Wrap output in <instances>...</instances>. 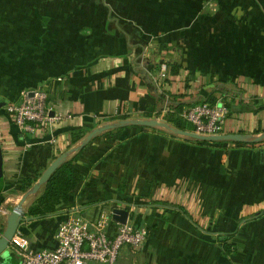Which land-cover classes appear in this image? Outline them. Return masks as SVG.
Returning a JSON list of instances; mask_svg holds the SVG:
<instances>
[{
	"label": "crops",
	"instance_id": "1",
	"mask_svg": "<svg viewBox=\"0 0 264 264\" xmlns=\"http://www.w3.org/2000/svg\"><path fill=\"white\" fill-rule=\"evenodd\" d=\"M260 4L170 0L164 8L152 2L151 10L171 13L149 14L146 23L158 26L157 38L147 37L141 51L130 43L122 48L119 32L111 46L101 33L59 34L55 26L38 36L32 56L1 50L0 237L26 195L23 181L39 180L68 152L72 132L90 133L121 117L166 122L163 111L175 98L186 104L184 111L215 101L229 111L224 134L243 142H202L139 126L103 134L75 163L82 179L69 202L53 216L23 223L14 242L54 250L59 225L70 217L109 218L113 235L114 211L122 209L148 237L140 249L123 247L118 264H264V16L242 12ZM202 8L214 9L213 16ZM157 39L165 47L159 56ZM161 64L180 66V74L158 85ZM37 89L62 118L26 134L7 107ZM226 246L235 252L225 255ZM0 264H21L13 245Z\"/></svg>",
	"mask_w": 264,
	"mask_h": 264
},
{
	"label": "built area",
	"instance_id": "2",
	"mask_svg": "<svg viewBox=\"0 0 264 264\" xmlns=\"http://www.w3.org/2000/svg\"><path fill=\"white\" fill-rule=\"evenodd\" d=\"M170 77V67L162 64L158 85ZM169 111L167 107L163 113ZM7 112L13 115L18 129L26 134H34L45 126L51 128L62 118L54 114L48 105V94L41 89L24 93L22 102L9 105ZM228 113L225 105L204 103L185 110L182 118L199 135L218 136L224 134ZM112 222L106 217L93 220L70 217L59 225L58 245L54 250L22 249L14 242L16 236H21L19 231L12 245L18 247L16 252L21 264H118L121 249L125 246L140 249L147 240L148 230L134 228L127 220L124 224L117 223L112 235L108 231Z\"/></svg>",
	"mask_w": 264,
	"mask_h": 264
},
{
	"label": "rangeland",
	"instance_id": "3",
	"mask_svg": "<svg viewBox=\"0 0 264 264\" xmlns=\"http://www.w3.org/2000/svg\"><path fill=\"white\" fill-rule=\"evenodd\" d=\"M130 1L133 4L137 3L138 7L132 10L125 8V3ZM169 1L0 0V54L1 50L8 49L10 52L14 50L24 51V56L26 57L29 55L32 56V52H29V50H32V46H36L34 44L37 43L38 36L40 34H47L50 27L52 28L54 26L57 28L59 34H66L68 32L72 34L73 32L80 31L85 37H92L94 34L101 33L104 35L105 44H111V46L113 39L115 40V45L117 44L118 39L115 34L119 32L121 34L120 44L122 48L127 43H130L138 51H141L147 46V37L157 38L158 26L152 23L151 25L146 23L149 14L154 15L157 13V15H160L162 12H165V14L167 12L171 13L167 9L151 10L149 4L153 2V4H160V6H165L164 8H166L165 4ZM199 1L208 2V0ZM214 1L216 2V0ZM260 2L261 4L258 6L260 8H257V10H243V14L253 12L257 17L264 16V0H260ZM214 11V9L210 8L201 9V13L205 16H213ZM234 11L236 12L237 10H233V13H235ZM118 20H121V25L118 24ZM157 40L156 49L157 55L159 56V53L162 50L164 51L165 47L164 41ZM44 42L48 44L47 40ZM119 121L121 120H116L111 122V124Z\"/></svg>",
	"mask_w": 264,
	"mask_h": 264
},
{
	"label": "trees",
	"instance_id": "4",
	"mask_svg": "<svg viewBox=\"0 0 264 264\" xmlns=\"http://www.w3.org/2000/svg\"><path fill=\"white\" fill-rule=\"evenodd\" d=\"M160 70V69H159ZM180 74V66L173 64L170 66V76L176 77ZM170 80H168L169 82ZM162 101V98H159ZM172 105L169 106L170 111L166 115L165 121L172 127L181 131L194 132V127L186 122L182 118L184 108L186 104L179 102L177 98L172 100ZM216 102L212 101L211 105H215ZM159 111L157 114H160ZM146 117L152 118V114H148ZM127 117L116 118L115 120H127ZM90 130H79L71 133V139L68 146V150L76 147L81 141H83ZM111 132H107L104 135L107 136ZM82 151L71 154L67 159L59 166V168L52 175L50 180L41 188L36 195L28 197L24 204L26 216L31 219H45L58 213L59 208L66 205L69 202L70 196L74 193L76 188L81 182L82 176L77 170L75 163L77 162ZM37 179H25L22 184V193H28L33 186L37 183ZM1 184V183H0ZM228 237H231L228 236ZM13 250L17 251L18 247L14 244ZM235 252L231 246L224 247L225 255L229 256Z\"/></svg>",
	"mask_w": 264,
	"mask_h": 264
},
{
	"label": "water",
	"instance_id": "5",
	"mask_svg": "<svg viewBox=\"0 0 264 264\" xmlns=\"http://www.w3.org/2000/svg\"><path fill=\"white\" fill-rule=\"evenodd\" d=\"M3 107V104H0V109ZM131 126H139V127H146V128H155L161 129L173 134H177L179 136L191 138L194 140L202 141V142H235L240 143L243 142V138L237 134H223L218 136H203L199 135L195 132L190 131H181L175 128H172L166 122H162L156 119L151 120H121L115 124H106L102 127L96 128L91 131L86 138L81 141L76 147L70 149L68 152L63 154L60 158L56 159L41 175L38 182L33 186V188L26 193L24 198L21 201L20 206L13 211L8 218L6 228L3 234L0 237V257L5 254L13 244L14 238L19 231L20 226L23 223L30 222L32 219L26 216V211L24 209V204L26 203L27 199L31 195H36L41 188L50 180L52 175L55 171L59 168V166L67 159V157L71 154L78 153L82 151L90 142L98 138L99 136L125 127ZM264 138V137H263ZM261 139H258L259 142ZM2 168H3V153L0 144V175H2ZM128 211L117 209L114 211V219L121 224L126 223L128 219Z\"/></svg>",
	"mask_w": 264,
	"mask_h": 264
}]
</instances>
